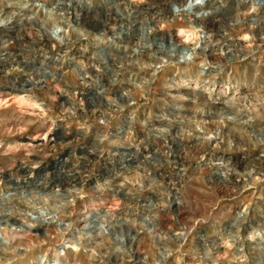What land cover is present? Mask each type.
<instances>
[{
  "label": "rangeland",
  "instance_id": "obj_1",
  "mask_svg": "<svg viewBox=\"0 0 264 264\" xmlns=\"http://www.w3.org/2000/svg\"><path fill=\"white\" fill-rule=\"evenodd\" d=\"M25 1L0 0L11 5L0 24V234L30 216L60 219L62 230L52 223L22 231L12 247L0 244V264H54L53 251L66 264H264V7L36 0L26 10ZM54 18L63 43L45 34ZM193 24L229 34L231 61L217 47L205 50L211 61L181 59L199 50ZM113 59L123 76L109 69ZM145 60L155 75L136 74ZM92 81L102 86L89 88ZM200 103L204 111L192 112ZM196 125L218 144L200 147L191 139Z\"/></svg>",
  "mask_w": 264,
  "mask_h": 264
},
{
  "label": "bare ground",
  "instance_id": "obj_2",
  "mask_svg": "<svg viewBox=\"0 0 264 264\" xmlns=\"http://www.w3.org/2000/svg\"><path fill=\"white\" fill-rule=\"evenodd\" d=\"M4 0H2V2H3ZM10 1V0H9ZM14 1H17V0H14ZM24 1V0H23ZM59 1V0H58ZM171 0H154V1H151L152 3V5L154 6V7H156V8H162V10H167L169 7H170V4H169V2H170ZM198 0H185V5L187 6H191V5H195V4H198V6H197V8L198 7H200L201 8V2L199 3V2H197ZM202 1H204V0H202ZM12 2V1H11ZM26 3L21 7V9H23V8H25L26 6H28V7H26V10H27V8H30L31 6H36L37 5V1L36 0H26L25 1ZM216 2V1H215ZM6 3V2H5ZM9 3V2H8ZM14 3V2H13ZM29 4V5H28ZM11 6V5H10ZM8 4H3V3H1L0 2V24H4L5 22H7L8 23V21L7 20H10V18H7V17H9V16H11V15H9V9L7 10V8H9L10 7ZM249 6V9L250 8H252V11H254V12H258V10L259 9H261V7H264V0H251V2H250V4L248 5ZM13 8V7H12ZM18 8V7H17ZM215 8V7H214ZM19 9H20V7H19ZM31 9V8H30ZM29 9V10H30ZM26 10H24L23 11V13H22V15H25L26 14ZM130 10V9H129ZM243 10V9H242ZM242 10H241V15L243 14V12H242ZM22 11V10H21ZM34 11V10H33ZM190 11V10H189ZM120 12H121V10H120ZM136 12V11H135ZM245 12V11H244ZM127 13V12H126ZM202 13V12H201ZM14 14H15V12H14ZM18 14V13H17ZM129 14V13H128ZM239 14V13H238ZM239 14V15H240ZM249 14V13H248ZM13 15V14H12ZM143 15V14H142ZM257 15V14H256ZM244 16V15H243ZM17 17V16H16ZM25 17V16H24ZM128 17V16H127ZM14 19V18H13ZM13 19H11V20H13ZM20 19V18H19ZM50 19V18H49ZM23 20V19H22ZM47 20V19H46ZM102 21V20H101ZM14 22V21H13ZM22 22V21H21ZM202 23V22H201ZM242 23V22H241ZM246 23V22H245ZM13 24V23H12ZM11 24V25H12ZM38 24V23H37ZM105 24V23H104ZM75 25V24H74ZM102 25V24H101ZM172 25H173V22H172ZM193 26L195 27V28H198L199 30H200V34H199V37H198V39H196L197 40V44L199 45V50H200V52H199V50H198V52L197 53H193L192 51H190V53H189V55L188 56H186L187 54H183L182 53V56L180 57L181 59H183L185 62L187 61V58L186 57H189V58H194L195 56H197V55H201L204 59H205V61H211V58L209 57V55H206V53H205V50L207 49V50H210V49H212V47H217V48H223V50H225V61H227V62H229V61H231V59H232V53H233V51L235 50V49H233V48H235V41H234V39L233 38H231V36L229 35V34H218V33H216V28L213 26V25H210V24H208V25H206V24H204V25H202V26H200V24H193ZM193 26H191V27H193ZM244 26V25H243ZM242 26V27H243ZM44 30H45V34H46V36L49 38H55L56 40H58V42L59 43H63V42H65V41H67V38H66V35H65V31L63 32V29H64V27L61 25V23H60V21H57V20H55V18H54V21L53 20H47L46 21V23H44ZM68 27V26H67ZM72 27V26H71ZM63 28V29H62ZM90 28V27H89ZM49 30H51L50 31V33H49ZM65 30V29H64ZM72 30V29H71ZM77 30V29H76ZM81 30V29H80ZM249 31V30H248ZM255 31V30H254ZM73 32V31H72ZM223 32V31H222ZM70 33H71V31H70ZM89 34H93V32H88ZM181 33H183L184 34V30L183 31H179V33L178 34H175V35H170L169 37H168V41L169 42H171L172 44H174L175 43V39L177 38H179L180 37V34ZM187 33V32H186ZM254 33V32H253ZM67 34V33H66ZM89 34H84V35H82V36H79L80 37V39L81 38H86L87 36H89ZM44 35V34H43ZM94 35H97V36H106V33H100V32H97V33H95ZM116 35V34H115ZM79 37H78V39H79ZM93 37V36H92ZM110 37V36H109ZM116 37V36H115ZM76 38V37H75ZM118 39V38H117ZM121 39V38H120ZM119 39V40H120ZM50 40V39H49ZM77 41V40H76ZM123 41V40H122ZM116 42V41H115ZM118 42V41H117ZM121 42V41H120ZM261 42H264V38H261ZM25 46V45H24ZM142 47V46H141ZM145 47V46H144ZM114 48V47H113ZM119 48V47H118ZM230 48H232V50H231V52H229L230 50ZM215 49V48H214ZM152 50V49H151ZM229 50V51H228ZM236 51V50H235ZM145 52H146V50H145ZM154 52H157L158 53V49H156V51H154ZM208 52V51H207ZM22 53V52H21ZM146 54V53H145ZM151 55H153V54H151ZM160 56H162L161 54H159ZM211 55V54H210ZM148 56H150V54H148L147 53V58H148ZM232 56V57H231ZM145 57V56H144ZM149 59V58H148ZM175 59V58H174ZM179 59V58H178ZM203 59V60H204ZM114 60V59H113ZM168 60H170V61H172L173 60V58H172V56H170L169 58H168ZM176 61V60H175ZM150 62H152V61H150V60H145V61H143V62H141L140 64H139V66H137V67H135L134 69H136V74L138 73H142V74H144V73H147V72H149V73H151V75H149V76H153V75H155L156 73H157V71H158V68H157V65H155V67H153V66H151V64H150ZM156 62V61H155ZM206 62V63H207ZM55 63V62H54ZM154 64V63H153ZM209 64V63H208ZM205 65H207V64H205ZM23 66V65H22ZM95 66V68L97 69V70H100V68H101V65L98 63V64H95L94 65ZM121 66H122V64H121ZM120 66V64L119 63H116L115 62V60H114V62H111V64H109V69H111L112 71H114V74L115 73H119V75L120 76H118V77H121V76H123L124 74H125V69H124V66L123 67H121ZM103 68V67H102ZM84 69V68H83ZM87 73V72H86ZM99 74V73H98ZM127 74V73H126ZM135 74V73H134ZM84 75H86L85 73H84ZM84 75L82 76V79H84ZM102 76V75H101ZM134 77V76H133ZM135 80V79H134ZM152 81V78L150 77V79L148 80V83L149 82H151ZM213 81V80H212ZM101 83V82H100ZM100 83H96V82H94V81H92L91 83H89L88 85V87L89 88H100V86H102ZM146 83V82H145ZM143 87V86H142ZM146 88V87H145ZM3 89V88H2ZM99 90V89H98ZM12 92L14 93V92H16L18 95H21L22 93H23V91L22 90H20V89H14L13 88V90H12ZM5 98V97H4ZM19 98V97H18ZM23 98V97H22ZM17 99V98H16ZM18 100H20V101H22V99H21V97L18 99ZM17 101V100H16ZM128 101H129V98L126 96L125 98L123 97L122 98V100H121V102L118 104V109H120V111L123 109V108H126V107H128ZM2 102V99H0V103ZM19 102V101H18ZM24 102V101H23ZM22 102V103H23ZM3 103V102H2ZM24 103H26V102H24ZM204 109H205V103H200L199 104V106H196V107H193L192 109H191V111L192 112H196V111H199V112H203L204 111ZM168 110H170V109H168ZM227 110V109H226ZM100 113V112H99ZM173 113V112H172ZM226 114L227 113V111H224V112H222L221 114L219 113V115H218V112L216 113V117H220V116H222L223 114ZM228 114V113H227ZM237 114H238V112H237ZM99 116H101V114H98ZM163 115V114H162ZM178 115V114H177ZM196 115H197V113H196ZM244 115V114H243ZM239 116H241V114L239 115ZM160 116H158L157 118H159ZM221 118V117H220ZM106 120V119H105ZM192 120V119H191ZM195 120V119H194ZM166 121V120H165ZM164 121V119H158V126H163L166 122ZM169 121V120H168ZM256 122V121H255ZM195 124V123H194ZM187 125V124H186ZM190 128H193L192 129V134H191V139H193L194 141H197V142H200L199 144H200V147H208V146H211L210 144H212V143H216V144H218V138H217V134H210L211 132H210V130L208 129V128H206V127H201V126H199V125H196L195 127H190ZM264 129V128H263ZM219 131V130H218ZM258 132V131H257ZM260 132H261V130H260ZM259 132V133H260ZM220 133V132H219ZM262 133V132H261ZM45 135V134H44ZM105 136V135H104ZM208 136V137H207ZM57 137V136H56ZM97 137V136H96ZM204 137H207V139H205ZM34 138V137H33ZM54 138V137H53ZM259 138V137H258ZM174 140V138H172V139H170V141L168 142V152H172L173 153V155H174V153H175V146H174V143H175V141H173ZM203 140H205V141H203ZM252 140V139H251ZM35 141V139L33 140V141H29L28 143H31V144H33V143H36V142H34ZM96 141V140H95ZM101 142V141H100ZM30 145V144H29ZM10 146V145H9ZM35 146V145H34ZM125 146H127V145H125ZM177 149V148H176ZM139 150V149H138ZM177 151V150H176ZM223 151H225V149L223 150ZM230 151V150H229ZM231 154V153H230ZM229 154V155H230ZM225 156V153H222V156ZM33 156V155H32ZM175 156V155H174ZM29 159V158H28ZM220 159V158H219ZM14 160V159H13ZM177 161V160H176ZM172 162V161H171ZM178 162V161H177ZM180 162V161H179ZM229 162V161H228ZM22 165V164H21ZM23 166H25V164L23 165ZM21 168V167H20ZM255 168H257V167H255ZM157 169V168H156ZM74 175V174H73ZM103 180V179H102ZM35 182V181H34ZM32 184V183H31ZM29 185V184H28ZM151 187V186H150ZM13 191V190H12ZM138 193H140V192H138ZM135 194V193H134ZM141 194V193H140ZM15 195V194H14ZM15 198V197H14ZM118 198V197H117ZM2 199V198H1ZM32 199V198H31ZM30 201V200H29ZM48 201V200H47ZM27 202V201H26ZM4 203V202H3ZM19 203V202H18ZM24 203V202H23ZM45 203V202H44ZM50 203V202H49ZM120 203V202H119ZM21 204V203H20ZM28 203H26V206H28L27 205ZM53 204V203H52ZM24 205V204H23ZM30 205H32V204H30ZM42 205H45V204H42ZM117 205V204H116ZM16 206V205H15ZM21 206V205H20ZM25 206V205H24ZM112 207V206H111ZM16 208V207H15ZM21 208V207H20ZM30 208V207H29ZM113 208V207H112ZM111 208V209H112ZM31 209H32V207H31ZM37 209V208H36ZM46 210H47V208H45ZM110 209V208H109ZM108 209V210H109ZM113 209H115V208H113ZM35 210V209H34ZM38 210V209H37ZM42 210H43V208H42ZM118 210V209H117ZM3 211V210H2ZM27 211V209L25 210V212ZM30 211H32V210H30ZM150 211V210H149ZM53 212V211H52ZM100 210H98V211H96V213L97 214H100ZM110 212H111V210H110ZM113 213V212H112ZM30 214H32V213H30ZM40 214V213H39ZM96 214V215H97ZM96 215H94V216H86L87 218H89V219H93V218H95L96 217ZM110 215V214H109ZM5 217V216H4ZM161 217V216H160ZM3 218V217H2ZM10 218H12V217H10ZM25 218V217H24ZM246 218V217H245ZM25 220V219H24ZM27 220H28V218H27ZM94 220V219H93ZM10 221V220H9ZM26 221V220H25ZM85 221V220H84ZM107 221V220H106ZM111 221H112V217H111ZM2 222V221H1ZM11 222V221H10ZM27 222V221H26ZM29 222H30V224L29 225H27V224H23L22 226H20L21 228L20 229H8L7 231H5L4 230V234L2 233V234H0V244L1 245H4L6 248H8V247H12V245L18 240V238L20 237V235H21V233H22V231H24V232H26V231H29L34 225H39V227H41V226H44V227H48L49 225H51L52 223H57V226H58V223H60L61 221H60V219H57V218H55V217H52V218H37V219H35V220H33V218L30 216L29 217ZM109 222V221H108ZM21 223V222H20ZM63 223V222H62ZM103 223V222H102ZM143 224H145V223H143ZM150 224V223H149ZM6 225H7V223H6ZM64 225V224H63ZM94 225V224H93ZM163 225V224H162ZM9 226H10V223H9ZM8 226V227H9ZM66 228L67 227H69L70 225H64ZM101 227V228H104L105 226L103 225L102 226V224H100V225H98V226H96L97 227V229H98V227ZM147 226V225H146ZM155 226V225H154ZM157 226V225H156ZM159 226V225H158ZM4 227V226H3ZM11 227V226H10ZM60 229H61V226H58ZM95 227V226H94ZM122 227V226H121ZM148 227V226H147ZM162 227V226H161ZM165 227V226H164ZM164 227H162V228H164ZM15 228V227H14ZM141 228V227H140ZM160 228V227H159ZM162 228H161V230H162ZM4 229H6V227L4 228ZM69 229V228H68ZM67 229V230H68ZM137 229V228H136ZM151 229V228H150ZM156 229V228H155ZM62 230V229H61ZM99 230H100V228H99ZM132 230V229H131ZM163 230H165V229H163ZM102 231H104L103 229H102ZM133 231V230H132ZM138 231V230H137ZM149 231V230H148ZM152 231V230H151ZM100 232V231H99ZM30 233V232H29ZM91 233V232H90ZM136 233H139V232H136ZM101 234V233H100ZM139 234H141V233H139ZM96 235V234H95ZM102 237V236H101ZM130 237V236H129ZM61 240V239H60ZM130 242H133V238H130ZM134 244V243H133ZM14 247V246H13ZM5 248V249H6ZM62 248H63V246H62ZM55 250V249H54ZM27 251H28V249H24V248H18V249H16V248H13L12 249V251L10 252V254L11 253H14V254H16L17 256L19 255V254H26L27 253ZM32 251V250H31ZM63 251H64V249H63ZM1 252H2V250H1ZM60 252V251H59ZM116 252V251H115ZM128 252V251H127ZM132 252V254L131 255H133L134 253H133V251H131ZM31 253V252H30ZM53 257L52 258H54L55 257V260H54V262H56V263H54V264H66V260L64 259V257L63 256H61L59 253H55L54 251H53ZM108 253V252H107ZM126 253V252H125ZM7 255V254H6ZM9 255V254H8ZM113 255H114V253H113ZM117 255V254H116ZM129 255V254H128ZM15 256V255H14ZM50 256H52V255H50ZM109 256V255H108ZM110 256H112V253H111V255ZM8 257V256H7ZM46 257V256H45ZM115 257H117V256H115ZM11 258V257H10ZM19 258V257H18ZM15 259V258H14ZM13 259V260H14ZM16 259H17V257H16ZM114 259V258H113ZM116 259V258H115ZM11 260V259H10ZM112 260V259H111ZM41 261V260H40ZM44 264V263H43ZM46 264V263H45Z\"/></svg>",
  "mask_w": 264,
  "mask_h": 264
}]
</instances>
